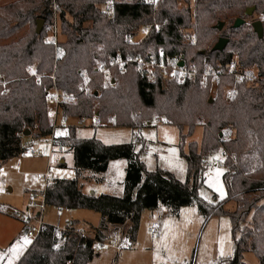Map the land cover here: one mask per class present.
<instances>
[{
  "label": "trees",
  "instance_id": "16d2710c",
  "mask_svg": "<svg viewBox=\"0 0 264 264\" xmlns=\"http://www.w3.org/2000/svg\"><path fill=\"white\" fill-rule=\"evenodd\" d=\"M106 1L0 0V82H4L3 87L0 84V166L24 154L25 139L52 133L47 91L55 86L72 96L60 103V119L96 115L100 125L139 129L155 117L159 123L178 127L186 179L180 181L165 169L147 170L133 142L107 145L95 137L78 138L76 126L70 125L56 141L72 152L75 176L56 177L46 188V204L95 211L100 222L92 227L70 221L65 230L46 224L16 264H93L97 256L93 243L112 229L123 226L131 246L143 211L164 206L177 216L182 207L193 204L203 218L227 215L230 219L233 254L214 264H245V252L264 264V83H236L234 95L226 99L225 90L234 84L226 75L211 93L210 80L205 86L198 81H149L130 66L123 73L114 72L111 82L102 83L95 72L99 63L116 53L145 54L163 48L168 54H182L199 71L237 59L264 77V20L259 38L244 15L253 6L255 14H264V0H196L193 4L160 0L156 9L144 0H113L109 15L99 9ZM54 6L63 37L57 46L45 42ZM238 17L245 22L234 28ZM38 19L45 23L40 34L35 32ZM220 22L224 23L221 31ZM143 25L151 26L148 34L139 43H129V35ZM219 37L228 38V43L223 51H212ZM29 66L43 75L40 83L29 77ZM85 75L93 90L89 96L77 90ZM198 125L201 141H190L183 151L185 138ZM219 151L226 197L207 203L198 189L209 156ZM119 158L127 162L121 196L83 191L81 180L100 182L109 162ZM85 172L89 174L84 176ZM229 202H234L232 211L224 209ZM79 225L86 229L84 234L76 232Z\"/></svg>",
  "mask_w": 264,
  "mask_h": 264
},
{
  "label": "rangeland",
  "instance_id": "374dc122",
  "mask_svg": "<svg viewBox=\"0 0 264 264\" xmlns=\"http://www.w3.org/2000/svg\"><path fill=\"white\" fill-rule=\"evenodd\" d=\"M8 1L1 0L2 3ZM247 17V25L253 20H264V14H255L254 11L251 16ZM51 22L46 24V29H48L46 37L50 33L48 25ZM60 39L63 40L61 34ZM211 88H213L211 93H215L214 87L211 86ZM153 118L155 117L146 121L145 125L139 129L106 124L91 126L90 124H80L77 119H69L67 120L68 126L57 128L55 133L57 136L65 135L68 127L75 125L78 138L95 137L107 145L133 142L135 151L139 152V160L144 163L147 170L165 169L178 180L185 181L187 166L180 153L178 127L163 122L154 125ZM201 137L202 126L198 125L193 133L185 138L182 150L187 151L190 141L199 143ZM39 148L43 153L41 157L24 153L19 157L7 160L0 166V184L3 186L0 203L6 207L5 211L0 210V264H15L20 257L21 250L31 240L24 236L21 229V244L15 242L10 247L12 240L6 237V233L7 229L18 228V220L10 215V208L24 205V191L44 187V183L36 178V174L46 171L45 156L49 153L50 147L46 142H42L39 144ZM55 150L59 151L57 148ZM59 153L63 157L64 166L55 169L56 177L73 178L75 174L72 152L63 148ZM222 161L223 157L220 151L209 156L207 160L204 182L198 189L199 197L207 203H217L226 197V188L222 180L224 171L219 165ZM126 164L127 162L123 158L111 160L107 170L102 174L100 182L81 180L83 191L89 193L93 191L96 195L104 193L121 196ZM88 174L85 172L84 176ZM22 203L23 205H21ZM234 207V202H229L225 204L224 209L232 211ZM70 220L96 227L100 222V215L86 209H74L66 212L64 208L45 206L44 223L63 228L65 223ZM153 220L159 223L160 229L155 233H149L148 226ZM119 229H123V226ZM114 231L112 229L109 235ZM232 254L233 238L230 219L227 215H212L203 218L196 204H193L186 206L175 216L169 213L164 206H159L154 211L145 210L142 212L136 242L129 248L119 251L114 247L104 246L97 251L93 264H214ZM243 261L245 264H260L259 259L252 252H245Z\"/></svg>",
  "mask_w": 264,
  "mask_h": 264
},
{
  "label": "built area",
  "instance_id": "2783aa9c",
  "mask_svg": "<svg viewBox=\"0 0 264 264\" xmlns=\"http://www.w3.org/2000/svg\"><path fill=\"white\" fill-rule=\"evenodd\" d=\"M147 4L151 5L153 9H156L160 0H144ZM193 4L196 0H190ZM114 7L113 0H107L99 4V9L104 14H111ZM56 6L53 7V18L51 24L48 25L49 35L45 38L46 43H52L57 46L61 41L60 39V24L58 20ZM158 26H156L157 28ZM151 26L143 25L138 27L128 37L129 43H139L148 34ZM180 61H183V65H180ZM134 67L140 76L146 80L152 81L157 78H161L165 81H198L200 85L205 86L210 80L211 86L216 90V85L220 77L226 75L233 79L234 84L229 85L224 92L225 98L230 99L236 90V83L255 84L264 83V77L261 76L255 67H243L234 59L227 63L225 66H218L216 68H208L203 71H199L193 62H187L182 54H168L163 48L156 50H150L145 54L137 53H116L108 58L106 62L99 63L95 67L96 76L101 77L102 83H108L113 80V74L123 73L128 67ZM29 77H34L37 83H40L42 74L38 73L33 66L27 68ZM1 78V76H0ZM50 78L54 80V75H50ZM4 85V82H0ZM90 78L86 75L83 76L82 81L78 84L77 90L84 96H89L93 93V90L89 87ZM213 88H211L212 90ZM48 99V114L52 122V133L41 139H25L22 143L24 153H29L32 156H40L41 150L39 144L46 142L50 151L46 160V171L37 173L36 178L44 183V187L40 190H31L26 194L25 204L22 207H11L10 215L19 220L24 227V236L31 240L36 238L40 233L46 229V223L43 221V211L46 204V188L49 184L53 183L56 178L55 169L60 165L61 155L59 151L63 150L56 141V129L61 127H67V120L60 119L58 116L59 105L62 101H70L72 96L57 89L53 86L47 91ZM80 124H90L91 126H99L100 121L97 116L90 118L82 117L78 120ZM153 124H159L157 118H153ZM58 149L59 151L55 150ZM216 163V161H213ZM220 167L223 165L219 163ZM3 191V186L0 184V193ZM6 207L0 203V210L5 211ZM62 209V208H59ZM65 211L68 209L64 208ZM122 226L114 228V232L111 235L105 236L100 241L93 243V249L98 251L104 246L114 247L117 251L123 248H129L130 242L128 235L124 232V229H119ZM59 228V227H58ZM159 223L155 220L151 221L148 226L149 233H155L159 231ZM59 230H65V228H59ZM86 229L79 225L76 227V232L84 234ZM60 233L57 234L59 239Z\"/></svg>",
  "mask_w": 264,
  "mask_h": 264
},
{
  "label": "water",
  "instance_id": "95a60500",
  "mask_svg": "<svg viewBox=\"0 0 264 264\" xmlns=\"http://www.w3.org/2000/svg\"><path fill=\"white\" fill-rule=\"evenodd\" d=\"M255 10V7H248L245 12H244V15L245 16H251L253 14V11ZM245 22L244 19L242 18H236L234 23H233V27L236 28V27H239L241 24H243ZM43 26H44V20L42 19H38L37 20V24H36V34H40L42 29H43ZM224 26V23L223 22H220L218 25H217V29L218 30H221L222 27ZM251 26H252V29L253 31L257 34V36L259 38H262L263 36V24H262V21L261 20H254L251 22ZM228 43V38L226 37H219L218 40L216 41V43L213 45L212 47V51H223L226 47ZM204 53V52H202ZM180 65H183V61H180ZM96 94V92H95ZM209 102H212V98L209 99ZM28 134V132H27ZM26 134V135H27Z\"/></svg>",
  "mask_w": 264,
  "mask_h": 264
},
{
  "label": "crops",
  "instance_id": "0c3cea01",
  "mask_svg": "<svg viewBox=\"0 0 264 264\" xmlns=\"http://www.w3.org/2000/svg\"><path fill=\"white\" fill-rule=\"evenodd\" d=\"M48 155V154H47ZM47 155L45 156V159L47 160ZM41 156H43V153H41V155H40V157ZM64 166V160H63V157L61 156V159H60V165H59V167L60 166ZM40 181V180H39ZM42 182V181H41ZM10 190V189H9ZM33 190H40V189H33ZM29 191H31V190H26V191H24L25 193H24V200H23V203L25 204V200H26V194L29 192ZM89 193V192H88ZM90 193H94L93 191L92 192H90ZM95 194V193H94ZM23 203L21 204V205H23ZM184 208H186V206L185 207H182L180 210H183ZM66 212H68V211H66ZM70 221H76V220H70ZM70 221H67V222H70ZM18 222V228H16V229H7V233H6V237L8 238V239H11L12 241L10 242V247H11V245L12 244H14L15 242H18V243H20L21 242V239H20V237H21V234H22V230H23V234H24V227H23V224L18 220L17 221ZM66 222V223H67ZM65 223V224H66ZM160 226V225H159ZM22 229V230H21ZM160 229V228H159ZM30 242H31V240L29 241V243H28V245L26 246H24L23 247V250H21L22 252H21V254H20V257L24 254V252L26 251V249L28 248V246H29V244H30ZM21 244V243H20ZM24 245V244H23ZM19 257V258H20ZM19 258H18V260H19ZM17 260V261H18ZM17 261L15 262V264L17 263Z\"/></svg>",
  "mask_w": 264,
  "mask_h": 264
}]
</instances>
